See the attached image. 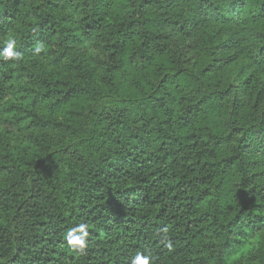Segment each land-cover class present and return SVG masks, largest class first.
<instances>
[{"label":"trees","instance_id":"16d2710c","mask_svg":"<svg viewBox=\"0 0 264 264\" xmlns=\"http://www.w3.org/2000/svg\"><path fill=\"white\" fill-rule=\"evenodd\" d=\"M9 38L0 264H264V0H0Z\"/></svg>","mask_w":264,"mask_h":264},{"label":"clouds","instance_id":"9594fccd","mask_svg":"<svg viewBox=\"0 0 264 264\" xmlns=\"http://www.w3.org/2000/svg\"><path fill=\"white\" fill-rule=\"evenodd\" d=\"M42 52H45L44 44L38 43L33 49V54L40 55ZM0 59L5 61H18L21 59V54L16 50V40L14 38H9L4 42V46L0 48ZM160 232L163 233V241H168L167 227L160 229ZM87 237V225L81 223L68 229L64 239L72 252L83 254L87 247ZM166 246L171 248V243L168 242ZM130 264H152V258L142 252H137L131 257Z\"/></svg>","mask_w":264,"mask_h":264},{"label":"rangeland","instance_id":"374dc122","mask_svg":"<svg viewBox=\"0 0 264 264\" xmlns=\"http://www.w3.org/2000/svg\"><path fill=\"white\" fill-rule=\"evenodd\" d=\"M246 32H249L251 28H246ZM240 65L233 66L232 68L229 69L228 74L230 79H237L238 77V72H239ZM12 85L14 86V94H10L7 99L10 101H17L21 100L22 102L26 103L27 100L25 99L26 95L28 92H30V88L33 85V82L31 81V78H26V77H17L12 81ZM13 112H9L8 110L4 112L3 114V120L4 119H12L13 118ZM4 126H9L10 129H15L19 130L22 129L20 124L19 126L16 127L15 122L13 123H7L3 124Z\"/></svg>","mask_w":264,"mask_h":264}]
</instances>
